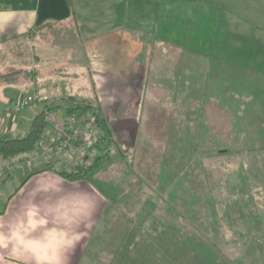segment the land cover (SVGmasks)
Listing matches in <instances>:
<instances>
[{
	"label": "rangeland",
	"instance_id": "1",
	"mask_svg": "<svg viewBox=\"0 0 264 264\" xmlns=\"http://www.w3.org/2000/svg\"><path fill=\"white\" fill-rule=\"evenodd\" d=\"M76 1L80 5L79 0ZM168 1L173 0H97L98 8H94V16L92 15L93 11L91 12L92 7L91 9L78 7L80 20L83 21V23H79V26L70 24V26L64 25L60 27L58 25L56 27L55 25L50 29L47 28L45 30L46 35L41 38V41L36 37L32 41L29 39H18L8 42L6 46L0 47V102L5 107L11 97L18 95L19 89L23 94L17 99L25 97L28 93L35 92L36 89L41 91V88H43L47 96L42 95L43 98H47V100L50 98L53 103L60 104L62 95H77L89 98L96 106L100 105L102 109L97 89L90 81L92 73L90 72L91 66L88 58L87 56L83 58L80 52L85 47L86 39L96 37L113 29L121 28L134 34L145 35L147 37L145 43H151V35H157L158 32V35L171 39V41L173 40L180 47L188 45L194 55L207 61L215 57L216 53L220 51L218 49L221 48V43L219 44L217 39L224 34V31L229 30L235 34L240 32L244 34L253 33L257 28L252 26V23H263L261 16L264 14V2L254 3L251 0H228L224 2V6L217 2L209 3L208 8L204 10L201 8L204 4L196 2L197 0H175L177 12H180L183 5V11L188 12L189 9L191 14L186 19L182 12L179 15L176 12V24L168 25V14L165 10L167 3H169ZM99 6L106 10L113 7L115 9L114 12L110 10L108 15H103V8L100 9ZM227 9H231L230 12ZM201 10L207 14V24L205 22L206 26L202 25L200 27H206L204 31L214 35L210 34L208 37L202 35V31L199 32V29H196L193 25L194 23H191L192 15H195V13L198 15ZM233 19L236 22H240L238 26L240 31L236 30L232 25H228ZM189 28L191 29L190 32ZM249 35H247V39ZM46 41L47 45L44 43ZM76 42L81 46L79 50L75 46ZM250 43L259 44L258 40ZM244 44L245 42L235 45L240 47ZM56 45L64 46L67 56L69 52L70 55L66 58L64 50L58 51V53L54 52L51 48ZM73 45L75 48L72 47ZM49 46L52 47L49 48ZM166 55L168 58H172L168 52ZM40 56L48 61L47 65L44 63L40 65ZM167 57L164 56L163 58L164 63L159 77L160 79L164 76L171 77L176 80L177 77L183 75L175 72L176 69L179 70L182 59L175 53V59H172L175 63L168 64ZM140 58L141 61L149 63V72L147 70L148 79L142 89L141 97L145 114L142 121L139 119L135 122V131L138 133L135 137L136 145L134 151L138 150L140 152L130 158L132 151L130 146H126L127 154H124L126 156L123 155L118 147H115L114 152L117 154L115 163L106 167V170L94 177L99 179L100 187L109 192L112 199H115V195L119 197L121 205L116 202L114 208L126 209L130 214V211L140 210L139 205L144 202L146 205V200L151 199L147 202L150 210L159 211L160 205H167L168 211L172 215L178 213L180 198L185 199L182 200L184 202L190 200L192 198L191 195H195L186 189L188 180H184V177H193V186L196 188L200 187L202 180L207 179L211 188H213L210 196L216 201L217 217L221 221V229L229 241L223 245L227 257L222 258V260L224 264H247V253L242 250L240 240L244 237L242 239L244 240L242 241L243 243L247 242V240L250 241L249 239L253 238V236L251 237L252 233L259 229H264L263 184L251 185L250 191H248L249 186L247 184L238 183V179L242 180L244 179L243 176L248 175L247 168L242 169V165H240V169L237 167L238 164L231 168L230 166L233 164L231 163L232 155L229 153L222 155L217 153L219 150L218 145L229 144L231 146V143L219 144L214 137V133H211L208 117L210 113L214 114L215 106L211 104V101L215 99V92H212L211 89L200 87V83L197 80L196 82L198 83L196 85H198V88L196 87V89L184 87V82L178 83L179 79L175 83L161 82L160 80L153 81L154 73L151 63L155 58L152 57L151 53L147 57L146 52ZM258 59L255 58V61ZM86 62L89 73L87 72L85 76L80 72H83L84 68L86 69ZM14 70L18 72L13 74ZM38 71L41 73L40 79L37 77ZM5 73H9V76H4ZM196 75L197 77L198 75L201 76L199 72ZM34 79L39 84L35 90L29 87L32 85L31 80L33 81ZM18 85L22 87H17ZM23 87L29 88L24 90ZM148 92L158 98L160 104L149 103L144 98V93ZM165 104L168 105L167 108L164 107ZM44 106V103H39L36 106H28L22 113L16 112L15 115L12 114L11 117L16 116V120L18 118L19 129L11 134L25 135L30 128L33 117ZM148 110H151L154 114L152 122L146 115ZM165 119H167V122H165ZM148 125H151V128L147 129L150 132L149 140L152 142V147L148 145L151 151L155 150V145L160 144V142L163 143V137L161 136L163 130L161 129L165 125L169 128L168 135L166 134L165 136V141H167L168 145L165 163H161L159 168L153 169V171L151 169L147 171L146 165L148 163L152 164L151 161L147 162V158L153 154L155 156H161V154L141 152L142 149H149L144 143L145 140L147 141L146 137H142L141 134V131L146 129ZM125 138L126 136L121 135L119 139ZM129 140L131 138H128ZM257 143L263 145L260 142ZM75 155V152L69 151L61 157L53 159V162H57L59 168L70 169L67 163L73 160ZM93 155L94 150L90 151V158ZM241 160H247V157L241 155ZM255 160L258 162L261 159L256 158ZM221 161L224 162L220 164ZM1 162L2 159H0V166L4 165ZM141 177L148 180V182L141 180ZM151 178L157 183L153 184ZM101 179H103L102 182ZM181 179L183 180L182 184L180 183ZM249 193L250 195H248ZM244 195L248 196L249 199H246L247 197H244ZM138 201L139 203H136ZM139 213L141 214L142 211L140 210ZM141 217L142 215L136 217L135 220L139 221ZM113 219L118 228L120 224L124 223V218L121 215ZM102 238L103 234H99L93 243V250H95L97 255L99 254L98 250L102 246ZM108 243L111 245V250H113L112 246L115 245L114 237L111 238L110 242L108 240ZM109 256L107 255V257Z\"/></svg>",
	"mask_w": 264,
	"mask_h": 264
},
{
	"label": "crops",
	"instance_id": "2",
	"mask_svg": "<svg viewBox=\"0 0 264 264\" xmlns=\"http://www.w3.org/2000/svg\"><path fill=\"white\" fill-rule=\"evenodd\" d=\"M96 1L79 0V5L76 0H72L75 13L78 17L76 19L71 13L69 0H0V8L12 9L15 13L13 24L6 31L0 32V47L6 46L12 40L29 39L32 41L33 38H27L21 34H25L30 29L40 26L49 20L57 21L56 27L58 25L60 27L64 25L70 26V24L72 26L77 24L79 26V23H83V21L80 20L78 7H88L89 9L92 7L91 12L93 11L92 15L94 16L95 9L98 8ZM227 1L197 0L196 2H202L204 5L201 8L205 10L208 8L209 3L217 2L223 5ZM251 1H254V3L264 2V0ZM168 2L165 9L168 14V25L176 24L177 19H175V16L177 8L175 0ZM96 5L97 7H95ZM99 7L100 9L103 8L102 6ZM181 7L177 15L182 12L184 18L187 19L191 11L188 9V12H184L183 5ZM114 9L115 7L109 8V10L103 8V15H108L110 10L114 12ZM227 10L230 12L231 9ZM261 17L262 24L252 23V26L257 28V30L253 29L255 31L253 33L244 34L240 32L235 34L229 30L224 31V34L220 35L217 39L219 44L221 43V48L218 49L220 51L216 53L215 57L207 61L194 55L188 45L180 47L173 40L171 41V39L158 35V32L157 35H151V43H145V40H147L145 35L134 34L121 28L113 29L96 37L86 39L84 43L85 47H83L84 49L80 53L83 58L84 56L88 58L89 65L91 66L90 72L92 73L90 81H92L93 86L97 89V95L102 104L104 115L114 132L116 147L122 151L123 155L127 154L126 146H130L132 149L130 158L140 152L138 150L134 151L136 145L135 137L138 133L135 131V122L139 119L142 121L145 114L141 97L142 89L148 79L147 70L149 72V63L147 61H141L140 57L145 52L147 57H149L151 53L152 57L155 58L151 63V68L154 73L153 81L160 80L161 82L168 81L175 83L179 79L178 83L184 82V87L196 89L198 86L196 85L198 83L196 82L197 80L200 83V87L211 89L212 92H215V99L211 101V104L215 106L214 114L210 113L208 117L211 133H214V137L219 144H224L225 142L231 143V146L229 144L218 145L219 150L217 153L221 155L229 153L232 155L231 163L233 164L230 166L231 168L235 164H238L237 167L240 169V165H242V169L247 168L248 175L243 176L244 179L242 180L238 179V183L247 184L249 186L248 191H250L251 185L263 184L262 195L264 199V14ZM190 21L194 23L193 25L196 29H199V32L202 31V35L208 37V35L212 34L204 31L206 27H200L202 25L206 26L205 22L207 24V14L203 10L198 15L196 13L195 15L193 14ZM228 25H232L236 30H239L238 26L240 22H236L233 19ZM190 30L189 28V32ZM248 34L250 35L247 39ZM41 38L38 37L40 41ZM249 40H258L259 44H251ZM243 42H245L243 46L239 47L235 45ZM44 43L47 45V41ZM75 44L79 50L81 46L77 42ZM75 46L73 45L72 47L75 48ZM51 47L49 46V48ZM51 49L57 53L58 51H65V47L61 45H56ZM170 51L177 53L180 59H182L179 70L176 69L175 72L176 74L183 75L177 77L176 80L165 76L160 79L159 76L164 63L163 58L164 56L167 57V52L172 57H167V63H175L172 60L173 58L175 59V53H171ZM65 56L66 58L68 57L66 51ZM255 58L259 59L255 61ZM87 62L86 69L84 68L83 72H80L85 76L87 72L89 73ZM40 63V65L42 63L47 65L48 61L40 56ZM198 72L201 76L198 75L197 77L196 74ZM37 77L39 79L41 78L40 72ZM35 79L33 81L31 80L32 85L29 86L33 90L39 86L38 81L36 82ZM17 87L22 86L18 85ZM23 88L24 90L28 89ZM36 91H39V89H36ZM39 92L43 96H46L45 89L41 88ZM17 94L16 97H11L8 100L5 107L0 102V133H12L19 129V124L17 123L18 118L16 120V116L11 117L12 114H16L13 111L15 103H12L10 107L8 106L11 99L14 101L17 100L23 93L19 89ZM9 108L12 109L9 111ZM26 108L20 112L22 113ZM146 115L152 122L153 112L148 110ZM165 122H167V119H165ZM150 128L151 125H148L146 129L141 131L142 137L145 136L147 139V141L144 139L147 147H149L148 145L152 147V142L149 140L150 132L147 130ZM161 130H163V134H161L163 143L160 142V144L155 145L156 148L154 151H151L150 147L147 150L142 149L141 151L161 154V156L156 155L157 158L154 154L147 158V162H152V164L148 163L146 165L147 171L150 169L153 171V169L159 168L161 163H165L168 146L167 141H165V136L166 134L168 135L169 128L165 125ZM121 135L126 136V138L120 140ZM128 138H131V140L128 141ZM241 155L247 157V160H241ZM256 158L261 160L256 162ZM223 162L221 161L220 164ZM55 165L58 167L57 162H55ZM45 167L46 162L39 160L26 169L16 170L14 179L0 189V200L2 201L0 221L12 219L20 211L22 205L32 198L38 178L42 176H60L64 178L66 188L71 187L74 183L79 184L80 187L92 191L98 201L97 209L93 216L92 227L86 230L87 234L71 255L70 264H121L124 262L127 264L125 251L128 249V246L134 249L142 247L144 243H153V238L149 239L148 237H144L145 227L141 225L140 220H133L142 215V213H139L140 210L130 211V215L126 209L114 208L115 203L120 201L119 197L115 195V199H112L111 194L100 187L98 183L99 179L93 177L92 179L71 180L57 171L46 169ZM34 171L37 172L31 174ZM141 178L144 182H148L145 178ZM228 180L230 181V179ZM102 181L103 179H101ZM152 182L153 184L157 183L154 179H152ZM44 196V193H40L36 198L40 200ZM244 197L249 199L246 195ZM120 203L119 205H121ZM156 211L154 209L150 210L151 215H156ZM120 215L124 218V223L120 224L118 228L113 218ZM131 216L134 218L132 219ZM102 228L104 229V233L102 232ZM150 231L152 233L154 232L153 229ZM99 234H103V242L97 255L95 250H93V243ZM112 237H114L115 242V245L112 246L113 250H111V245L108 243V240L110 242ZM199 247L200 250L206 249L207 244H200ZM107 255L110 256L107 257ZM6 257L7 253L0 251V258L4 259V264H11V261L6 259ZM201 257L205 262H213V260H208L207 256L202 255ZM220 259H215V264L220 262L223 264L222 258ZM136 260L139 261L137 258H132L130 262H137ZM142 260L140 258L139 262H142Z\"/></svg>",
	"mask_w": 264,
	"mask_h": 264
},
{
	"label": "trees",
	"instance_id": "3",
	"mask_svg": "<svg viewBox=\"0 0 264 264\" xmlns=\"http://www.w3.org/2000/svg\"><path fill=\"white\" fill-rule=\"evenodd\" d=\"M69 3L71 13L77 19L72 0H69ZM56 24L57 21L49 20L21 35L33 39L36 37L44 38L45 30ZM17 72L14 70L12 73L16 74ZM4 76H9V73H5ZM60 99V104L53 103L46 98H42L38 102V104L44 103L45 106L35 114L25 135L0 133V159H2L1 164H4L0 166V189L14 179L15 170H8L7 161L20 154H32L39 151L49 139L46 133V115L54 109L62 108L66 114H74L78 117H92L100 131V137L92 148L94 155L91 157L92 161L87 168L82 170L58 168L52 159L46 161V169L55 170L71 180H81L92 179L98 173L106 170V167L115 163L117 154L114 152L116 147L114 132L100 105L96 106L89 98L77 95H62ZM15 102L16 100L11 99L8 106L10 107ZM11 109L9 108V111ZM186 179L188 180L186 189L195 195H191L192 198L184 202L182 200L185 199L180 198L178 213L172 215L168 211L167 205H160L159 211L157 210L156 215L152 216L147 205L148 200L151 199L146 200V205L145 202L139 205L142 211L140 222L145 227L143 235L154 240L153 243H144L142 247L134 249L128 246L125 251L127 264H215V259L227 257L223 245L229 241L223 233L221 221L217 217L216 201L210 196L213 191L210 182L207 179L202 180L200 187L196 188L193 186V177H184V180ZM182 182L181 179L180 183L182 184ZM1 203L0 200V207ZM152 229L154 230L153 233L150 231ZM252 236L250 241L247 240L243 243L244 237L240 240L242 250L247 253L246 263L264 264V229L255 231ZM200 244H207V248L200 250ZM202 255L207 256L208 260H213V262L203 261ZM132 258H137L139 261L140 258L143 260L142 262L136 260L137 262L131 263ZM121 264H126V262Z\"/></svg>",
	"mask_w": 264,
	"mask_h": 264
},
{
	"label": "clouds",
	"instance_id": "4",
	"mask_svg": "<svg viewBox=\"0 0 264 264\" xmlns=\"http://www.w3.org/2000/svg\"><path fill=\"white\" fill-rule=\"evenodd\" d=\"M14 18L12 9L0 8V32ZM144 98L160 104L150 92ZM65 183L60 176L38 178L32 198L12 219L0 221V251L7 253L11 264H70L71 255L92 227L98 201L92 191L76 183L66 188ZM40 193L45 196L37 200Z\"/></svg>",
	"mask_w": 264,
	"mask_h": 264
},
{
	"label": "built area",
	"instance_id": "5",
	"mask_svg": "<svg viewBox=\"0 0 264 264\" xmlns=\"http://www.w3.org/2000/svg\"><path fill=\"white\" fill-rule=\"evenodd\" d=\"M42 98L39 91L28 93L25 97L16 100L13 111L20 112L30 105H36ZM46 123L49 139L42 148L32 154H20L12 157L7 163L8 170H22L31 166L36 160L50 161L69 151L76 154L73 160L67 163L70 169L87 168L92 159L90 151L100 137V131L94 119L66 114L61 108L49 111L46 115Z\"/></svg>",
	"mask_w": 264,
	"mask_h": 264
}]
</instances>
